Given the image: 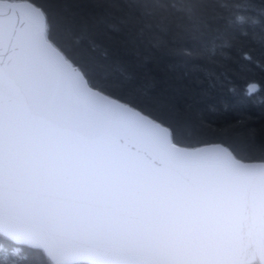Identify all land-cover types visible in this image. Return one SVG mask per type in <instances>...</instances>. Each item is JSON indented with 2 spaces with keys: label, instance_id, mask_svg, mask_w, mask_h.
<instances>
[{
  "label": "snow or ice",
  "instance_id": "snow-or-ice-1",
  "mask_svg": "<svg viewBox=\"0 0 264 264\" xmlns=\"http://www.w3.org/2000/svg\"><path fill=\"white\" fill-rule=\"evenodd\" d=\"M72 3L105 15L0 0V264L27 259L23 247L48 264H264V149L237 157L178 139L97 87L106 69L93 51L115 12L141 38L167 31L170 10L211 4L219 20L247 0Z\"/></svg>",
  "mask_w": 264,
  "mask_h": 264
},
{
  "label": "trees",
  "instance_id": "trees-1",
  "mask_svg": "<svg viewBox=\"0 0 264 264\" xmlns=\"http://www.w3.org/2000/svg\"><path fill=\"white\" fill-rule=\"evenodd\" d=\"M33 2L48 9L57 0ZM67 3L71 12L105 15L103 8ZM212 13L211 4L191 13L170 10L167 31L154 29L141 38L130 34L121 13L106 17L93 50L106 72L96 84L150 117L163 119L178 139L197 136L222 143L237 157L258 158L264 149V0H247L243 10L224 19L214 20ZM237 15L243 22H237ZM51 39H62L55 27ZM225 40L232 46L221 49ZM214 46L217 54L209 58L205 50ZM109 77L121 85L107 86ZM249 84L256 90L249 93ZM21 256L27 259L20 264H48L42 254L26 247Z\"/></svg>",
  "mask_w": 264,
  "mask_h": 264
},
{
  "label": "water",
  "instance_id": "water-1",
  "mask_svg": "<svg viewBox=\"0 0 264 264\" xmlns=\"http://www.w3.org/2000/svg\"><path fill=\"white\" fill-rule=\"evenodd\" d=\"M114 99H116V100H118L119 102H121V103H125V102H123V101H121V100H119V99H117V98H115V97H113ZM128 104V103H127ZM130 105V104H129ZM150 117V116H149ZM151 118V117H150ZM215 144H218V145H220V146H222V147H226L225 145H223L222 143H215ZM227 148V147H226ZM228 149V148H227ZM229 150V149H228Z\"/></svg>",
  "mask_w": 264,
  "mask_h": 264
}]
</instances>
